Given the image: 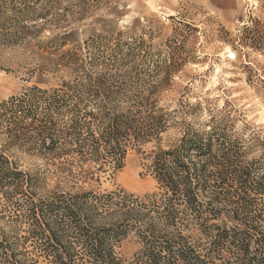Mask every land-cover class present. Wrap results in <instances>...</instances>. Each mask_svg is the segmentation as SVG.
<instances>
[{
	"label": "trees",
	"instance_id": "1",
	"mask_svg": "<svg viewBox=\"0 0 264 264\" xmlns=\"http://www.w3.org/2000/svg\"><path fill=\"white\" fill-rule=\"evenodd\" d=\"M57 1L0 0V50L30 44ZM225 43L264 55V24L252 19ZM169 52L150 66L159 81L185 62ZM149 56L121 33L91 37L59 54L72 81L0 102V264H264V166L215 117L195 127L200 104L160 106L162 82L133 87ZM170 130L178 137L163 148ZM13 149L44 168L21 170ZM128 150L157 192L95 190ZM129 236L140 250L125 263L116 246Z\"/></svg>",
	"mask_w": 264,
	"mask_h": 264
},
{
	"label": "rangeland",
	"instance_id": "2",
	"mask_svg": "<svg viewBox=\"0 0 264 264\" xmlns=\"http://www.w3.org/2000/svg\"><path fill=\"white\" fill-rule=\"evenodd\" d=\"M252 19L264 24V0H58L50 7L47 25L30 44L0 50V102L33 86L52 89L72 81L71 69L58 64L61 52L91 37L121 33L150 47L133 87L162 82L164 90L157 97L160 106L200 104L195 127L202 129L215 117L225 135L248 149L246 160L260 159L264 166V55L248 49L234 53L225 43ZM62 42L65 46L52 53L51 47ZM170 48L179 63L185 62L159 81L162 74L150 73V66L166 59ZM177 137L178 130H170L161 146L166 148ZM143 149L150 150V146ZM7 155L21 170L44 168L42 159L21 150ZM142 158L128 150L123 168L102 176L93 188L139 197L157 192ZM47 183V188L54 185L52 180ZM7 215L4 212L5 220ZM139 250L132 236L116 246L125 263Z\"/></svg>",
	"mask_w": 264,
	"mask_h": 264
},
{
	"label": "bare ground",
	"instance_id": "3",
	"mask_svg": "<svg viewBox=\"0 0 264 264\" xmlns=\"http://www.w3.org/2000/svg\"><path fill=\"white\" fill-rule=\"evenodd\" d=\"M232 55V54H231Z\"/></svg>",
	"mask_w": 264,
	"mask_h": 264
}]
</instances>
